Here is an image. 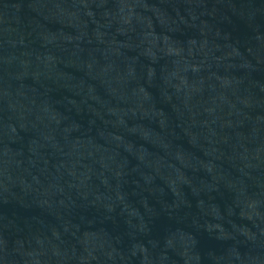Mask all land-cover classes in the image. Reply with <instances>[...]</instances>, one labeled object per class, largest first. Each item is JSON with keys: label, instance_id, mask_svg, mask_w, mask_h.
<instances>
[{"label": "water", "instance_id": "obj_1", "mask_svg": "<svg viewBox=\"0 0 264 264\" xmlns=\"http://www.w3.org/2000/svg\"><path fill=\"white\" fill-rule=\"evenodd\" d=\"M0 264H264V0H0Z\"/></svg>", "mask_w": 264, "mask_h": 264}]
</instances>
